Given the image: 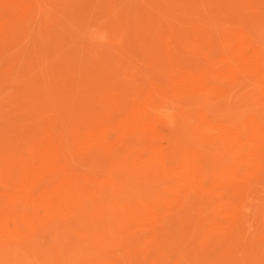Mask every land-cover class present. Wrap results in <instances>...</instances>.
I'll use <instances>...</instances> for the list:
<instances>
[{
  "label": "rangeland",
  "instance_id": "374dc122",
  "mask_svg": "<svg viewBox=\"0 0 264 264\" xmlns=\"http://www.w3.org/2000/svg\"><path fill=\"white\" fill-rule=\"evenodd\" d=\"M44 7L0 37V215L22 232L8 234L11 223L2 218L0 264H174L178 257L183 264H264L263 192L248 203L252 224L240 241L220 239L222 232L204 223L163 259L129 206L109 204L106 193L89 200L82 218L60 216L34 231L20 221V186L34 173L38 151L58 150L63 164L81 172L94 165L127 175L130 153L143 154L137 144L124 146L118 163L91 158L87 134L127 115L157 80L171 82L189 66L222 68L219 58L235 52L232 39L242 29L264 47V0H47ZM206 99L222 116L242 113L264 105V87L247 80Z\"/></svg>",
  "mask_w": 264,
  "mask_h": 264
},
{
  "label": "bare ground",
  "instance_id": "6f19581e",
  "mask_svg": "<svg viewBox=\"0 0 264 264\" xmlns=\"http://www.w3.org/2000/svg\"><path fill=\"white\" fill-rule=\"evenodd\" d=\"M45 1L0 0V37H10L18 20L40 13ZM256 39L249 30L242 29L232 39L230 49L235 52L219 58L222 68L214 64L189 66L171 82L153 80L156 83L150 84L144 99L127 115L87 134L88 148L84 153L91 158L118 163L124 146L137 144L143 154L130 153L127 175L103 174L94 165L81 172L63 164L65 154L61 156L58 150L51 154L48 149L38 151L31 164L34 173L26 176L20 186L25 193H21L24 207L20 221L34 231L41 225L47 228V222L60 216L82 218L87 215L90 199H105L107 194L109 204L129 206L157 246L161 259L169 257L176 246L185 245V234L201 232L204 223L211 224L210 230L213 227L222 232L217 236L220 239L240 241L250 224L248 203L264 193V105L222 116L210 109L206 97L227 96L247 80L264 87V47ZM53 137L50 138L55 142ZM50 161L55 171L47 174ZM140 187L146 192L137 193ZM154 191L162 193L160 199H156ZM2 218L11 223L4 229L8 234L22 233L16 220L8 222L11 218L7 214L0 215V223ZM174 264L183 262L178 257Z\"/></svg>",
  "mask_w": 264,
  "mask_h": 264
}]
</instances>
